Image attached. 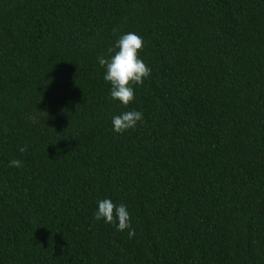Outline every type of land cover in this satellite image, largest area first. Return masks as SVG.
<instances>
[{
	"label": "trees",
	"instance_id": "trees-1",
	"mask_svg": "<svg viewBox=\"0 0 264 264\" xmlns=\"http://www.w3.org/2000/svg\"><path fill=\"white\" fill-rule=\"evenodd\" d=\"M113 28L151 69L126 108ZM0 264H264V0H0Z\"/></svg>",
	"mask_w": 264,
	"mask_h": 264
},
{
	"label": "clouds",
	"instance_id": "clouds-1",
	"mask_svg": "<svg viewBox=\"0 0 264 264\" xmlns=\"http://www.w3.org/2000/svg\"><path fill=\"white\" fill-rule=\"evenodd\" d=\"M112 32L117 35L114 44L107 49L106 54L98 56L97 60L99 67L104 70L103 80L110 85V99L118 101L126 108L135 98L134 87L143 84L150 76L151 69L139 56L144 44L139 35L133 32L118 34L117 28H113ZM142 120L141 112L124 111L112 117V131L122 134L134 129ZM19 151L25 153L27 146L20 147ZM9 167L20 168L23 163L19 159H12ZM93 216L95 221L103 220L105 224H114L117 231L128 230L130 239L135 235V229L130 223V214L124 203L117 205L111 199H100Z\"/></svg>",
	"mask_w": 264,
	"mask_h": 264
}]
</instances>
